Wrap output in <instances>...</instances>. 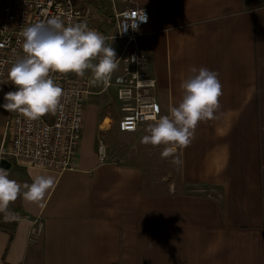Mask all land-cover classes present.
<instances>
[{
    "label": "crops",
    "instance_id": "0c3cea01",
    "mask_svg": "<svg viewBox=\"0 0 264 264\" xmlns=\"http://www.w3.org/2000/svg\"><path fill=\"white\" fill-rule=\"evenodd\" d=\"M83 3L105 34L116 33L111 22L125 6L148 9L139 41L149 49L159 117L182 99L192 67L218 74L219 105L180 146V184L159 193L142 167L100 160L105 98L103 86L91 90L76 170L0 165L21 193L38 175L54 180L41 202L18 194L0 211L23 218L10 224V244L0 230V264H264V0ZM121 45L113 41L117 54ZM0 117L1 146L6 110Z\"/></svg>",
    "mask_w": 264,
    "mask_h": 264
},
{
    "label": "built area",
    "instance_id": "2783aa9c",
    "mask_svg": "<svg viewBox=\"0 0 264 264\" xmlns=\"http://www.w3.org/2000/svg\"><path fill=\"white\" fill-rule=\"evenodd\" d=\"M143 13L147 21H137L138 30L133 31L129 27L127 32H122L126 18H136ZM95 15L94 8L84 4L83 0H0V103L3 102L4 93L14 90L7 77L14 59L23 55L22 28L60 16L67 26L84 23L87 28L104 35L112 48L114 40L122 41L119 53L115 52L117 68L110 79L103 83V91L109 88L116 91L122 113L120 129L137 131L144 125L157 122L156 79L148 72L149 49L139 41L140 30L150 19L148 9L127 5L116 12L111 22L116 29L115 34H105L98 29ZM50 75L62 89L63 107L55 114L48 113L31 121L19 111H6L0 159L22 168L60 174L77 169L87 99L91 94L93 79L89 70H85L82 76L71 72ZM99 156L100 160L106 157L103 145L99 146ZM21 219V216L14 214L6 215V221L10 223ZM41 230V224L37 229L33 228L37 233Z\"/></svg>",
    "mask_w": 264,
    "mask_h": 264
},
{
    "label": "clouds",
    "instance_id": "9594fccd",
    "mask_svg": "<svg viewBox=\"0 0 264 264\" xmlns=\"http://www.w3.org/2000/svg\"><path fill=\"white\" fill-rule=\"evenodd\" d=\"M137 21L146 22V15L126 18L122 32L129 27L138 30ZM21 36L23 55L14 59L7 77L14 90L4 93L0 108L19 111L30 121L55 114L63 107L62 89L50 73L82 76L89 70L93 82L106 83L117 68L115 51L106 43V37L84 23L67 26L60 16H53L46 22L22 28ZM189 71L191 75L180 85L183 90L180 102L170 109V115L160 116L149 125L148 134L141 138L143 144L165 146L162 157L170 156L176 147L188 145L197 123L212 118L219 105L218 74L206 67H192ZM53 183V177L38 175L31 184L24 185L25 191L21 193V186L9 179L7 170L0 168V211L6 210L18 194L27 202H41Z\"/></svg>",
    "mask_w": 264,
    "mask_h": 264
},
{
    "label": "rangeland",
    "instance_id": "374dc122",
    "mask_svg": "<svg viewBox=\"0 0 264 264\" xmlns=\"http://www.w3.org/2000/svg\"><path fill=\"white\" fill-rule=\"evenodd\" d=\"M95 62L93 60V63ZM93 83L95 84L90 90L100 89L103 86V83L100 82ZM100 97L105 98V101L99 104V117L98 115L97 117L100 123H97V127L99 124L102 126L101 130H97L96 146H104L105 155L109 160L142 167L147 181L151 183L155 192L163 193L167 189L173 191L172 186L175 185L176 188V185L181 182L180 147H176L170 156L162 157L161 152L165 146H152L141 143V138L148 134L146 129L154 123L144 125L137 131H122L119 127L122 113L120 112V103L118 104L115 98L114 90L109 88L102 92ZM106 117H109V119H105ZM174 160H178L179 163H174ZM183 188L185 190V186H182L179 191H184Z\"/></svg>",
    "mask_w": 264,
    "mask_h": 264
},
{
    "label": "trees",
    "instance_id": "16d2710c",
    "mask_svg": "<svg viewBox=\"0 0 264 264\" xmlns=\"http://www.w3.org/2000/svg\"><path fill=\"white\" fill-rule=\"evenodd\" d=\"M12 223L6 221V214H1L0 215V230H9L10 231V238H9V244L13 240V233H12V228L10 227Z\"/></svg>",
    "mask_w": 264,
    "mask_h": 264
},
{
    "label": "water",
    "instance_id": "95a60500",
    "mask_svg": "<svg viewBox=\"0 0 264 264\" xmlns=\"http://www.w3.org/2000/svg\"><path fill=\"white\" fill-rule=\"evenodd\" d=\"M0 165H1L2 167H4V168H8V167H10V162L7 161V160H5V159H2V160L0 161Z\"/></svg>",
    "mask_w": 264,
    "mask_h": 264
}]
</instances>
